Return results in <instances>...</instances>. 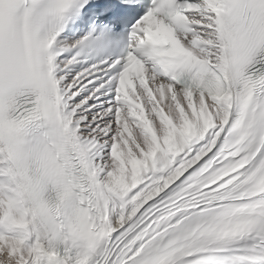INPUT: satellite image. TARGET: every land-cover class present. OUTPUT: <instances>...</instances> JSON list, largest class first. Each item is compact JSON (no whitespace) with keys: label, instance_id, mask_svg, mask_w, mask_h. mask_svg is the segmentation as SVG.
I'll return each instance as SVG.
<instances>
[{"label":"snow or ice","instance_id":"snow-or-ice-1","mask_svg":"<svg viewBox=\"0 0 264 264\" xmlns=\"http://www.w3.org/2000/svg\"><path fill=\"white\" fill-rule=\"evenodd\" d=\"M0 264H264V0H0Z\"/></svg>","mask_w":264,"mask_h":264}]
</instances>
